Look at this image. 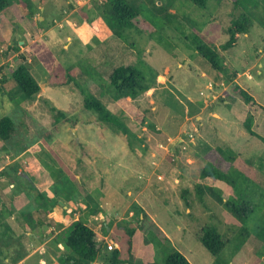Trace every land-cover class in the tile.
<instances>
[{
	"label": "rangeland",
	"instance_id": "1",
	"mask_svg": "<svg viewBox=\"0 0 264 264\" xmlns=\"http://www.w3.org/2000/svg\"><path fill=\"white\" fill-rule=\"evenodd\" d=\"M108 1L8 0L0 12V119L11 117L18 129L16 148L0 141V264L24 254L20 238L32 249L44 235L54 237V252L32 262L72 264L66 237L75 221L98 234L102 254L89 264H111L109 244L127 249L126 228L138 223H145L134 237L138 260L153 255L164 264L174 249L191 264H264V239L255 232L264 225V0L247 11L234 0L204 8L126 0L139 8L138 24L116 34L99 11ZM242 15L247 32L225 49ZM200 44L216 48L222 82ZM121 65L145 73L147 89L134 100L110 86ZM20 66L41 87L34 100L10 94ZM235 83L250 101L236 95ZM88 94L128 134L98 120L85 106ZM212 167L228 183L203 178ZM225 201L255 211L238 218ZM204 228L226 243L219 257L201 243Z\"/></svg>",
	"mask_w": 264,
	"mask_h": 264
},
{
	"label": "trees",
	"instance_id": "2",
	"mask_svg": "<svg viewBox=\"0 0 264 264\" xmlns=\"http://www.w3.org/2000/svg\"><path fill=\"white\" fill-rule=\"evenodd\" d=\"M199 7H206L209 0H191ZM254 0H234L235 7L243 11L248 10V5L253 3ZM9 7L8 0H0V12L4 11ZM33 11V8H30ZM99 11L104 14L105 19L108 21L110 29L113 33H117L123 29L132 28L138 22L136 19L140 14L139 8L130 5L126 0H109L106 4L100 6ZM25 17L20 16V19L24 21ZM247 18L242 15L240 18H236L232 21L231 26L227 30L229 35V41L224 45L225 49H231L237 46V42L241 34L247 31ZM116 31V32H115ZM13 47V46H11ZM198 50L201 55L209 62L214 70L217 71V77L215 78L217 83L222 82L224 79L221 73V65L219 62V54L216 48L211 47L207 44L198 45ZM236 77V75H234ZM11 81L14 88L10 91L13 96H20L26 100H34L35 97L40 93L41 87L37 81L29 74L24 66L18 67L12 73ZM110 86L115 90L117 95L121 97L134 100L139 97L146 89L145 73L140 67L133 65H121L116 67L110 75ZM234 92L239 95L241 99L251 100V97L247 95L245 91L241 90V87L235 83ZM85 106L88 110L92 111L98 118V120L113 122L118 125L124 133L128 134V131L122 126V124L112 116V113L106 109V107L92 95L88 94L85 97ZM56 111V108H53ZM59 116L65 117L64 111H59ZM18 129L14 123V120L9 116H4L0 119V141L12 143L13 148H16L14 141L17 139ZM47 140L50 141V135L47 134ZM27 148H21L18 151H24ZM202 177H214L221 181H225L226 177L224 173L214 167L209 170H202ZM228 183V182H227ZM197 196L202 200L204 198V191L202 188L197 187ZM185 195H188L189 191L186 190ZM42 200L45 199L44 193L40 195ZM186 198V196H185ZM226 207H228L231 213L238 218H248L253 215L255 208L249 204L237 205L230 201H225ZM145 216V215H144ZM146 219V217H145ZM43 222L40 221L39 226H42ZM145 223H138L137 227L126 228L127 233V249L123 246L118 245L114 242V250L108 257L111 264H157L154 262L153 255L149 256L147 261L145 258H138L135 255L134 250L136 249L134 243V237L138 229H143ZM259 238L264 239V225L259 226L255 229ZM201 243L214 257H219L225 249L226 243L221 238V235L214 229L204 228L202 236L200 238ZM146 244L144 248H150L151 241L145 240ZM66 246L73 254L70 262L72 264H89L95 262L102 254V250L98 245V234L80 221H75L72 224L70 231L66 237ZM142 248V249H144ZM137 250V249H136ZM139 251V250H138ZM128 256V257H127ZM149 260V261H148ZM164 264H191L188 259L177 250H167Z\"/></svg>",
	"mask_w": 264,
	"mask_h": 264
},
{
	"label": "crops",
	"instance_id": "3",
	"mask_svg": "<svg viewBox=\"0 0 264 264\" xmlns=\"http://www.w3.org/2000/svg\"><path fill=\"white\" fill-rule=\"evenodd\" d=\"M42 10H43V8H42ZM49 211H50L49 212V215H53L54 214V211L53 210H49ZM50 213H52V214H50ZM54 216L57 217L55 214H54ZM45 230H46V233H47L49 231L51 232V230H53V228L45 229ZM28 234L32 236V233L31 232H28ZM20 235H21V233H20ZM33 237H35V234H34ZM29 240H31V244H33L32 242L35 241V240H37V239L30 237ZM20 241H21L20 248L25 251L24 254L19 255L17 258H14L13 259L14 261H12L11 258L14 257L15 254H9L5 258L7 264H34L32 262V260L35 261V258L38 255L41 254V255H43L45 257V255L48 253L47 250H50L51 252H54V250L52 249V247L55 248V246H56V243L54 242V237L53 236H50V235H48V236L47 235H44L42 237V242H40L39 244H37L32 249H29L28 248V244H26V242L23 241V239L20 238ZM31 244H30V246H32ZM26 247H27V250H26ZM72 256H69V258L71 259Z\"/></svg>",
	"mask_w": 264,
	"mask_h": 264
},
{
	"label": "built area",
	"instance_id": "4",
	"mask_svg": "<svg viewBox=\"0 0 264 264\" xmlns=\"http://www.w3.org/2000/svg\"><path fill=\"white\" fill-rule=\"evenodd\" d=\"M208 88H209V89L214 88V84H213V83H210L209 86H208ZM113 247H114V246H113L112 244H109V249H110V250H113V249H114Z\"/></svg>",
	"mask_w": 264,
	"mask_h": 264
}]
</instances>
